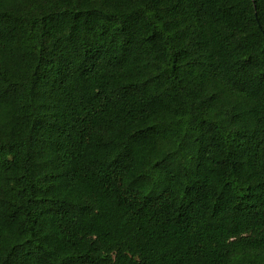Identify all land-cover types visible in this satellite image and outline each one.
<instances>
[{"label": "trees", "instance_id": "trees-1", "mask_svg": "<svg viewBox=\"0 0 264 264\" xmlns=\"http://www.w3.org/2000/svg\"><path fill=\"white\" fill-rule=\"evenodd\" d=\"M0 264H264V0H0Z\"/></svg>", "mask_w": 264, "mask_h": 264}]
</instances>
